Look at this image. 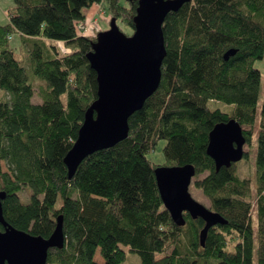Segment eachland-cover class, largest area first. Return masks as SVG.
Listing matches in <instances>:
<instances>
[{
    "label": "trees",
    "instance_id": "1",
    "mask_svg": "<svg viewBox=\"0 0 264 264\" xmlns=\"http://www.w3.org/2000/svg\"><path fill=\"white\" fill-rule=\"evenodd\" d=\"M94 3L133 32L138 0H12L6 10L8 22L0 25L5 221L48 238L62 216L65 244L48 250L46 264H121L125 248L139 264H253L254 212L257 264H264V96L256 125L253 201L236 164L216 170L206 153L209 131L231 118L243 128L245 145L252 142L261 83L253 61L264 54V0H188L169 12L162 25L166 54L158 88L129 117L127 137L85 157L69 179L63 158L96 98V74L86 54L99 30L90 37L78 29ZM13 32L28 46L24 58L9 43ZM57 41L71 51L61 53ZM229 49L236 52L225 60ZM26 64L44 81L40 103L31 101ZM210 101L233 108H210ZM160 139L164 160L156 164L147 154ZM187 163L195 168L189 187L227 220L209 228L204 246L203 220L184 213L185 224L177 226L154 177L157 165ZM23 189L27 203L20 201ZM97 251L101 263L94 260Z\"/></svg>",
    "mask_w": 264,
    "mask_h": 264
},
{
    "label": "water",
    "instance_id": "2",
    "mask_svg": "<svg viewBox=\"0 0 264 264\" xmlns=\"http://www.w3.org/2000/svg\"><path fill=\"white\" fill-rule=\"evenodd\" d=\"M188 0H138L133 17V32L125 34L111 18L109 27L96 34L91 51L86 54L90 68L96 74V98L84 113L83 121L71 148L63 158L68 178L88 155L114 146L127 137L128 119L158 88L161 65L165 57L162 25L169 12L177 11ZM227 50L223 58L234 55ZM239 122L231 118L213 126L208 133L207 155L216 170L229 167L244 157L246 141ZM195 174L191 163L181 166L157 165L154 177L164 207L172 221L183 226L184 213L200 218L204 226L199 242L204 241L210 227L227 223L218 212L195 200L189 186ZM6 193L0 190V264H46L50 248L65 244L63 219L59 215L48 238L32 235L9 225L4 217L2 201Z\"/></svg>",
    "mask_w": 264,
    "mask_h": 264
},
{
    "label": "rangeland",
    "instance_id": "3",
    "mask_svg": "<svg viewBox=\"0 0 264 264\" xmlns=\"http://www.w3.org/2000/svg\"><path fill=\"white\" fill-rule=\"evenodd\" d=\"M12 6V0H0V25L6 24L8 22V19L6 17V10ZM92 17L95 19L91 23ZM111 20L110 13L105 9H103V6L101 5L100 8L94 7L91 5L85 10V19L83 20L84 23H88V30L84 33L85 36L92 37L94 35V29L96 30H106L109 27V22ZM118 27L121 28V30L126 33L130 34L131 30L128 26L118 22ZM96 38V36H95ZM10 45L15 49V52L19 53L20 58H24L25 53L28 50V46L26 44L22 43L20 34L18 32H13L12 37L9 41ZM57 48L61 53L70 52V48H68L66 45H64L62 42L57 41L56 42ZM253 65L255 68H257L261 73V83L259 86V92H258V101H257V118L255 123V131L253 134V139L250 145H244L243 149L247 152V156L243 157L241 160L236 162V174L242 178L247 180L250 188V194L247 197V199L251 198L252 201L256 197V180H255V150H256V133H257V123L259 120V110L260 105L264 96V54L262 58L255 59L253 61ZM27 72L26 75L28 77V81L32 84L34 88V93L31 98V101L33 103H40L41 98L39 95V86L44 83V81L40 78H37L33 76L28 69V65L26 64ZM62 100L65 102L66 95H62ZM208 106L210 108H219L223 111L230 112L233 108V105L226 104L221 101H210L208 103ZM164 140L160 139L157 141L156 145L149 151L147 154L148 159L155 162L156 164H161L164 160L163 157V145ZM189 192L191 196L203 204L204 206L208 207L207 201L201 197V194L196 191L193 188L189 187ZM20 201L23 203H27L29 201V196L27 194V191L23 189L20 193ZM252 227L254 232V246H253V264H257V238H256V230H257V220L256 215L252 214ZM94 260L97 262H103L100 254L98 251L95 254ZM121 264H139V258L138 256L129 251L127 248H125V260Z\"/></svg>",
    "mask_w": 264,
    "mask_h": 264
},
{
    "label": "built area",
    "instance_id": "4",
    "mask_svg": "<svg viewBox=\"0 0 264 264\" xmlns=\"http://www.w3.org/2000/svg\"><path fill=\"white\" fill-rule=\"evenodd\" d=\"M95 8L98 7L100 8L101 4L100 3H95L94 4ZM95 21V19L93 18V20H91V23ZM78 29L80 30V32L85 33L88 30V23H82L78 25ZM8 38H11V35L8 36Z\"/></svg>",
    "mask_w": 264,
    "mask_h": 264
},
{
    "label": "clouds",
    "instance_id": "5",
    "mask_svg": "<svg viewBox=\"0 0 264 264\" xmlns=\"http://www.w3.org/2000/svg\"><path fill=\"white\" fill-rule=\"evenodd\" d=\"M95 4V3H94ZM94 4L92 5V6H94ZM94 8H95V6H94ZM92 20H93V17H92ZM80 33H82V32H80Z\"/></svg>",
    "mask_w": 264,
    "mask_h": 264
},
{
    "label": "crops",
    "instance_id": "6",
    "mask_svg": "<svg viewBox=\"0 0 264 264\" xmlns=\"http://www.w3.org/2000/svg\"><path fill=\"white\" fill-rule=\"evenodd\" d=\"M94 7V6H93ZM95 9V8H94Z\"/></svg>",
    "mask_w": 264,
    "mask_h": 264
}]
</instances>
